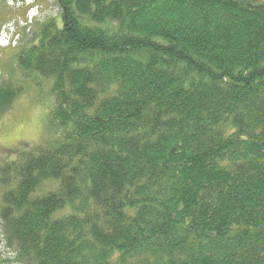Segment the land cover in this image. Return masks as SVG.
<instances>
[{"label":"trees","instance_id":"obj_1","mask_svg":"<svg viewBox=\"0 0 264 264\" xmlns=\"http://www.w3.org/2000/svg\"><path fill=\"white\" fill-rule=\"evenodd\" d=\"M55 2L16 60L57 137L0 166L14 262L264 264V4Z\"/></svg>","mask_w":264,"mask_h":264},{"label":"rangeland","instance_id":"obj_2","mask_svg":"<svg viewBox=\"0 0 264 264\" xmlns=\"http://www.w3.org/2000/svg\"><path fill=\"white\" fill-rule=\"evenodd\" d=\"M255 1L264 4V0ZM21 5L0 3V78H8L25 88L13 109L0 119V166L16 160L21 153L38 146L44 139L57 137L48 117L53 101V82L35 78L37 82L32 83L26 77L18 76L16 60L22 47L33 43L41 26L58 18L59 9L55 0L29 1V7ZM14 259L13 250L5 246L0 232V264H17Z\"/></svg>","mask_w":264,"mask_h":264},{"label":"crops","instance_id":"obj_3","mask_svg":"<svg viewBox=\"0 0 264 264\" xmlns=\"http://www.w3.org/2000/svg\"><path fill=\"white\" fill-rule=\"evenodd\" d=\"M1 164V163H0ZM1 194H2V191H0V196H1Z\"/></svg>","mask_w":264,"mask_h":264},{"label":"bare ground","instance_id":"obj_4","mask_svg":"<svg viewBox=\"0 0 264 264\" xmlns=\"http://www.w3.org/2000/svg\"><path fill=\"white\" fill-rule=\"evenodd\" d=\"M20 4H22V3H20Z\"/></svg>","mask_w":264,"mask_h":264}]
</instances>
